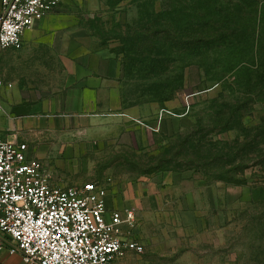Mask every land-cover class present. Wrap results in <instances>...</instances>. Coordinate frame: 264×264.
<instances>
[{
	"label": "rangeland",
	"instance_id": "obj_1",
	"mask_svg": "<svg viewBox=\"0 0 264 264\" xmlns=\"http://www.w3.org/2000/svg\"><path fill=\"white\" fill-rule=\"evenodd\" d=\"M66 6L89 50L118 60L122 107L118 117L68 122L49 140L55 150L46 165L55 184L111 180L107 203L136 212L133 237L145 248L118 264H264V96L254 83L249 87L254 74L231 71L253 61L250 46L237 42L198 54L168 46L158 53L166 60L156 74L137 63L149 55L137 46L144 31L196 27L204 19L219 24L231 13L243 16V29L256 20L264 26V0H69ZM261 33L256 59L264 27ZM250 95L253 109L237 115L232 130H221L226 104Z\"/></svg>",
	"mask_w": 264,
	"mask_h": 264
},
{
	"label": "built area",
	"instance_id": "obj_2",
	"mask_svg": "<svg viewBox=\"0 0 264 264\" xmlns=\"http://www.w3.org/2000/svg\"><path fill=\"white\" fill-rule=\"evenodd\" d=\"M65 0H2L0 50L23 48L24 34ZM13 85L0 78L3 93ZM27 144L0 136V233L25 264H118L144 253L133 237L136 212L110 209L111 180L60 188Z\"/></svg>",
	"mask_w": 264,
	"mask_h": 264
},
{
	"label": "crops",
	"instance_id": "obj_3",
	"mask_svg": "<svg viewBox=\"0 0 264 264\" xmlns=\"http://www.w3.org/2000/svg\"><path fill=\"white\" fill-rule=\"evenodd\" d=\"M67 1L24 34L20 51L0 50V78L13 85L3 93L0 136L27 144L31 157L45 164L48 151L55 150L49 140L68 122L118 117L122 107L118 60L109 51L89 50L69 20ZM2 9L0 0V19ZM11 248L0 233V264H25Z\"/></svg>",
	"mask_w": 264,
	"mask_h": 264
},
{
	"label": "trees",
	"instance_id": "obj_4",
	"mask_svg": "<svg viewBox=\"0 0 264 264\" xmlns=\"http://www.w3.org/2000/svg\"><path fill=\"white\" fill-rule=\"evenodd\" d=\"M205 21L206 19H204V22ZM242 21L243 16L240 13H231V15L227 17L223 23L219 24H206L203 22L196 27L193 24H187L186 27L178 29L177 27L164 25L163 27L159 28V30L144 31L143 35H137L138 44H136L140 50L143 49L147 51L149 55L144 61H138L137 63H141V65L145 66L147 69H151V71L156 74L163 62L166 60H161L158 57V53H162V48L168 46H177L180 50L185 52H193L198 54L205 50L211 51L217 47L219 48L220 46H235V43L237 42H241L242 45L248 43L253 53V61H246L242 63L239 62L236 67H231V71H236L239 74H254L255 77H250L248 79L250 81L249 87L252 85V83H254L255 92L258 94L261 93V96H264V50L261 51L262 53L260 59H256V56L254 55L256 54L254 53V50L257 48V42L258 44L260 42V51V45L263 40L261 33L262 27H264L262 26L263 22L261 21L259 25L258 21L256 20V22L250 23V27L243 29L240 26ZM258 29H260V33ZM141 42L142 45L140 46L139 43ZM131 66H134V64H131ZM171 98H173V93L166 97L165 100H169ZM256 102L257 100L253 99V95H250L246 98L236 97L234 105L226 104L225 111L222 112V116L224 117L221 119V123L224 125L220 129L232 130L234 127L232 120L234 118L236 119L237 115L243 117L245 112L247 113L253 109V106L256 104ZM229 114L230 117L226 120ZM254 143L255 142L253 141L250 144H247V146H252ZM182 152V150L179 153L176 152L177 156L174 158L175 162H178V154L182 155ZM172 155H174V151H170L168 154V156ZM232 182L233 181L227 180V183L229 184H240Z\"/></svg>",
	"mask_w": 264,
	"mask_h": 264
}]
</instances>
